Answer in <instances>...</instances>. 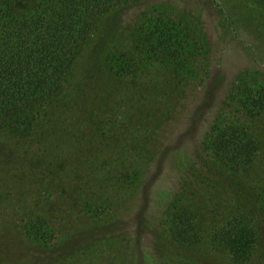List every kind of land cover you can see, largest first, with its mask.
I'll use <instances>...</instances> for the list:
<instances>
[{
  "label": "rangeland",
  "instance_id": "1",
  "mask_svg": "<svg viewBox=\"0 0 264 264\" xmlns=\"http://www.w3.org/2000/svg\"><path fill=\"white\" fill-rule=\"evenodd\" d=\"M263 1L126 0L99 18L72 102L31 138L0 133V264H264ZM167 23L189 56L153 50ZM225 124L257 151L239 171L210 147ZM181 211L191 244L173 234ZM239 215L248 261L218 237Z\"/></svg>",
  "mask_w": 264,
  "mask_h": 264
},
{
  "label": "trees",
  "instance_id": "2",
  "mask_svg": "<svg viewBox=\"0 0 264 264\" xmlns=\"http://www.w3.org/2000/svg\"><path fill=\"white\" fill-rule=\"evenodd\" d=\"M125 3L126 0H0V133L31 138L32 130L40 128L45 119L41 111L72 102L74 70L92 43L96 22ZM178 31L167 23L157 33L161 39L157 38V48L153 50L165 48L167 56L175 54L181 59L189 56L192 51L180 44L189 40L188 31L182 27ZM119 60L120 56L107 50L104 68L120 74L123 67ZM257 113H264V105ZM239 137L232 124H225L210 144L221 162L235 171L257 155L252 151V141ZM262 214L264 217V204ZM190 217L185 211L173 217L175 239L189 244L196 235L189 233L193 230ZM31 229V235L43 236L39 227ZM218 237L235 260L252 258L257 236L251 220L241 215L231 217L222 225Z\"/></svg>",
  "mask_w": 264,
  "mask_h": 264
}]
</instances>
